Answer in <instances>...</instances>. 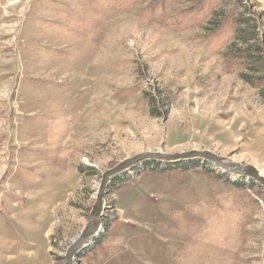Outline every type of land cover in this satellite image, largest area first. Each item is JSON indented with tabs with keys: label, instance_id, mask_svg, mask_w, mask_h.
<instances>
[{
	"label": "rangeland",
	"instance_id": "rangeland-1",
	"mask_svg": "<svg viewBox=\"0 0 264 264\" xmlns=\"http://www.w3.org/2000/svg\"><path fill=\"white\" fill-rule=\"evenodd\" d=\"M190 150L264 173V0H0V264H66L105 171ZM105 199L75 264H264V188L207 161Z\"/></svg>",
	"mask_w": 264,
	"mask_h": 264
},
{
	"label": "water",
	"instance_id": "water-1",
	"mask_svg": "<svg viewBox=\"0 0 264 264\" xmlns=\"http://www.w3.org/2000/svg\"><path fill=\"white\" fill-rule=\"evenodd\" d=\"M198 159L211 163L223 173H227L234 177L246 178L260 184L264 188V173H261L258 167L233 161L232 159L220 156L218 153L211 150H190L174 154L166 153L164 151H148L126 158L112 169L103 173L96 196V203L92 209L90 219L79 236L68 248L66 253V264H75L79 253L93 242L94 238L101 230L102 217L106 208L105 196L113 179L147 162L176 163L183 160Z\"/></svg>",
	"mask_w": 264,
	"mask_h": 264
},
{
	"label": "bare ground",
	"instance_id": "bare-ground-1",
	"mask_svg": "<svg viewBox=\"0 0 264 264\" xmlns=\"http://www.w3.org/2000/svg\"><path fill=\"white\" fill-rule=\"evenodd\" d=\"M260 172L263 173L262 170H260Z\"/></svg>",
	"mask_w": 264,
	"mask_h": 264
},
{
	"label": "trees",
	"instance_id": "trees-1",
	"mask_svg": "<svg viewBox=\"0 0 264 264\" xmlns=\"http://www.w3.org/2000/svg\"><path fill=\"white\" fill-rule=\"evenodd\" d=\"M151 163H153V162H151Z\"/></svg>",
	"mask_w": 264,
	"mask_h": 264
}]
</instances>
